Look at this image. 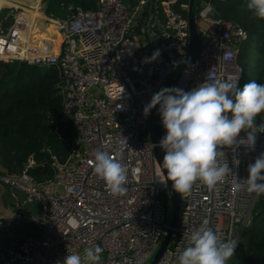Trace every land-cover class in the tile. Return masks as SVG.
<instances>
[{
  "label": "built area",
  "instance_id": "built-area-1",
  "mask_svg": "<svg viewBox=\"0 0 264 264\" xmlns=\"http://www.w3.org/2000/svg\"><path fill=\"white\" fill-rule=\"evenodd\" d=\"M94 3L95 10L60 4L66 14L50 20L59 35L51 53L39 51L45 40L40 35L34 39L37 20L29 16L26 25L17 27L25 7L4 5L0 61L48 67L57 73L62 115L72 124L73 135L66 159L59 162L51 157L50 178L37 181L30 175L35 165L31 158L16 174L0 173L1 185L24 194L23 204L41 206L33 215L16 206L17 222L33 224L37 237L0 251V264H62L68 251L82 254L89 245L103 248L101 264H147L166 235L170 241L156 264H177V249L186 246L190 233L205 220L222 239L238 243L258 198L244 191L233 193L231 176L212 191L194 185L189 194L180 195L176 222L165 223L168 191L148 137L152 111L145 117L144 107L187 54L188 4L181 0ZM33 7L42 14L40 2ZM194 17L197 56L175 75L169 88L190 91L205 81L230 78L238 79L240 87L239 55L247 33L223 19L210 2H202ZM157 51L160 55L151 60ZM158 123L163 137L160 115ZM123 139L127 145L120 144ZM117 147L122 149L119 159L128 169V180L126 193L114 197L94 174L93 153L113 152ZM223 151L232 171L246 179L248 166L264 153V132L256 134L254 150L240 146ZM7 221L0 216V231L8 228Z\"/></svg>",
  "mask_w": 264,
  "mask_h": 264
},
{
  "label": "clouds",
  "instance_id": "clouds-1",
  "mask_svg": "<svg viewBox=\"0 0 264 264\" xmlns=\"http://www.w3.org/2000/svg\"><path fill=\"white\" fill-rule=\"evenodd\" d=\"M247 8L254 18L264 21V0H248ZM159 55L157 51L150 59ZM238 81L231 78L205 81L190 91L162 88L144 107L147 117L159 106L166 132L159 142L165 153L160 165L166 172V181H171L172 188L181 196L189 194L194 185L216 190L229 176L233 193L244 191L257 198L264 195V153L248 166V177L239 179L223 151L225 148L235 151L240 146L254 150L256 134L264 132V117L257 123L264 113V83L251 81L240 89ZM242 132L246 133L244 137L240 136ZM120 144L127 145L126 139ZM121 151L117 147L113 152L93 153L94 174L114 197L127 191L128 169L119 159ZM234 163L238 165L239 161ZM236 248V240L222 239L205 220L190 233L186 246L177 249V264H228ZM103 251L99 245H89L82 254L68 251L62 264H101Z\"/></svg>",
  "mask_w": 264,
  "mask_h": 264
},
{
  "label": "trees",
  "instance_id": "trees-1",
  "mask_svg": "<svg viewBox=\"0 0 264 264\" xmlns=\"http://www.w3.org/2000/svg\"><path fill=\"white\" fill-rule=\"evenodd\" d=\"M44 2L47 12L51 3L59 6L70 3L83 10L96 9L94 0ZM202 2H210L223 19L234 22L247 33L239 55L243 67L239 88L243 89L251 81L264 83V21L253 17L247 8L248 0H195L194 15ZM181 3L188 4V0H181ZM40 36L52 40L55 31L52 27H43ZM29 42H32L30 36ZM254 52L257 54L251 63ZM58 82V75L52 68L0 61L1 174L20 172L31 158L35 165L30 175L41 181L52 176V156L59 162L66 159L73 126L62 115ZM262 117L264 113L257 118L258 124ZM241 236L228 264H264V195L258 198Z\"/></svg>",
  "mask_w": 264,
  "mask_h": 264
},
{
  "label": "rangeland",
  "instance_id": "rangeland-1",
  "mask_svg": "<svg viewBox=\"0 0 264 264\" xmlns=\"http://www.w3.org/2000/svg\"><path fill=\"white\" fill-rule=\"evenodd\" d=\"M65 12V8L51 3L49 6V12L46 13V15L47 17L49 16L55 19H63L66 14ZM196 14L197 12L195 13V15ZM199 27L206 28V25L200 23ZM256 54L257 53L254 52L251 63H253ZM239 175L242 176V166L239 167ZM13 195L16 196V199L13 197ZM23 201H25V196L23 193L8 189L0 184V216L8 219V221L6 222L8 228L6 230L0 231V251H5L12 248L22 239L37 237L36 227L33 224L27 222H17L15 217V210L16 206H22L28 214L33 215L40 212L41 206L36 202H26L25 204H23ZM172 221L173 211L170 199L168 198L165 223L167 226H170ZM241 239L242 236L240 235L238 241H240Z\"/></svg>",
  "mask_w": 264,
  "mask_h": 264
},
{
  "label": "water",
  "instance_id": "water-1",
  "mask_svg": "<svg viewBox=\"0 0 264 264\" xmlns=\"http://www.w3.org/2000/svg\"><path fill=\"white\" fill-rule=\"evenodd\" d=\"M194 1L195 0H188L187 21H188L189 44H188L187 54L184 60L182 61V63L175 69L172 76L169 78V80L167 81L166 85L163 88H169V86L175 79V75L181 72V70L186 65L190 64L197 56L198 49H199V37H198V33L195 28V17L193 13ZM23 64L24 63H20L21 66ZM158 109H159V106L157 105V107L152 110L151 119L148 125L147 132H148L149 140L152 144L154 157L165 178L167 191H168V197L170 199V203H171V207L173 211V221L171 223L172 225L177 220L178 210H179V205H180V194L175 192V190L172 188L171 181H166V172L164 174V170L161 168L165 153H164V150L161 147H159V142L162 139V133H161V127L158 123V118H159ZM169 241H170L169 235L164 236L162 241H160V243L158 244L153 255L150 257L147 264L157 263V261L161 258L164 251L166 250Z\"/></svg>",
  "mask_w": 264,
  "mask_h": 264
},
{
  "label": "crops",
  "instance_id": "crops-1",
  "mask_svg": "<svg viewBox=\"0 0 264 264\" xmlns=\"http://www.w3.org/2000/svg\"><path fill=\"white\" fill-rule=\"evenodd\" d=\"M39 2H40V5H41V8H42V14L45 17V20H43V21L40 19L42 21V26L45 29H47L48 27H52V24L50 23L51 22L50 20H53L55 18H51L49 16L47 17V15H46V13H48L47 12V6H46V3L44 2V0H7V1L0 0V4L2 5V6L0 5L1 6L0 7V17L4 14V12L6 10V8H4V7L5 6L8 7V5H10V4H12L10 6H13V5H17V6L18 5H21L22 6L23 5V7H25L26 10L32 11L31 9L34 8L33 7V4L39 3ZM44 21H45V23H44ZM24 25H26V24H24ZM18 27H23V25L18 26ZM18 30H19V28H18ZM40 34L41 33H39V35ZM35 37L36 36H34V39H35ZM28 40H29V38H28ZM44 40H45L44 45H43L44 47L43 48H40L39 51H45V52H48V53L53 52L54 47L57 44V34H56V32H55V37L52 38V40H50V39L47 40V38L46 39L44 38Z\"/></svg>",
  "mask_w": 264,
  "mask_h": 264
},
{
  "label": "bare ground",
  "instance_id": "bare-ground-1",
  "mask_svg": "<svg viewBox=\"0 0 264 264\" xmlns=\"http://www.w3.org/2000/svg\"><path fill=\"white\" fill-rule=\"evenodd\" d=\"M5 1H7V0H5ZM10 5H12V4H10ZM10 5H8V6H10ZM29 16H30V19H35L38 22L37 27L35 28V31L33 32V36L38 37L39 33L42 34V32H43V26H42L41 20L45 19V17L41 13H38L36 10H34V11L25 10L23 13H20L18 16V22L19 23L17 24V27L24 25V24H27V20H29ZM39 23H40V25H39ZM31 40H33L32 37H31ZM43 40H44V38H43ZM58 41H59V35L57 34V43H58Z\"/></svg>",
  "mask_w": 264,
  "mask_h": 264
}]
</instances>
